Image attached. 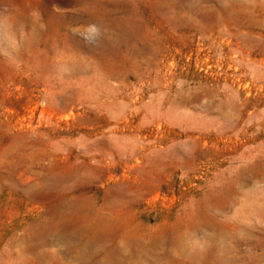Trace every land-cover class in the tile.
I'll use <instances>...</instances> for the list:
<instances>
[{
	"label": "rangeland",
	"instance_id": "374dc122",
	"mask_svg": "<svg viewBox=\"0 0 264 264\" xmlns=\"http://www.w3.org/2000/svg\"><path fill=\"white\" fill-rule=\"evenodd\" d=\"M0 264H264V0H0Z\"/></svg>",
	"mask_w": 264,
	"mask_h": 264
}]
</instances>
